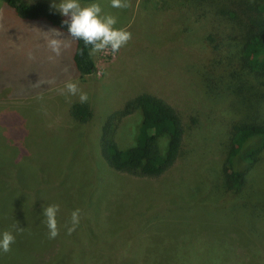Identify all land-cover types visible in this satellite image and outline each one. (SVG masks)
<instances>
[{"label": "rangeland", "instance_id": "1", "mask_svg": "<svg viewBox=\"0 0 264 264\" xmlns=\"http://www.w3.org/2000/svg\"><path fill=\"white\" fill-rule=\"evenodd\" d=\"M240 1L130 0L116 9L79 0L99 3L132 34L118 52L91 54L95 71L81 75L67 30L44 18L42 30H26L35 19L0 0V234L15 237L0 264H157L164 255L170 264H264V145L240 191L224 188L221 172L232 125L264 124V77L237 60L246 8L256 4ZM51 28L68 43L58 57L43 32ZM69 80L89 95L83 122L70 114L78 96L59 91ZM143 92L172 106L183 126L178 156L157 176L114 170L100 152L106 122L119 147L133 143L138 111L121 112ZM52 203L55 239L42 213Z\"/></svg>", "mask_w": 264, "mask_h": 264}, {"label": "trees", "instance_id": "2", "mask_svg": "<svg viewBox=\"0 0 264 264\" xmlns=\"http://www.w3.org/2000/svg\"><path fill=\"white\" fill-rule=\"evenodd\" d=\"M20 17L27 19L44 18L59 29L67 30L62 24L66 19L42 1L28 3L25 0H1ZM247 6V28L240 37L239 60L244 71L251 76L264 77V18L254 14L264 12V5ZM264 2V0H262ZM247 1L241 0L244 4ZM250 4V3H249ZM258 7V8H257ZM257 11V12H256ZM258 15V14H257ZM72 62L78 74H91L95 64L91 57V46L82 40H73ZM137 110L139 120L133 143L119 147L111 137L107 122L101 127L100 152L108 166L117 171H127L139 176H157L167 169L179 154L183 137V126L176 111L160 97L150 93H138L124 104L121 113ZM70 114L79 121H85L90 111L84 103L76 102L70 107ZM164 137V139H163ZM163 140L159 144L160 140ZM264 145V124L239 122L232 125L229 149L222 165L223 186L240 191L245 184L247 172L256 161ZM166 263L169 255L160 256ZM177 264V262H174Z\"/></svg>", "mask_w": 264, "mask_h": 264}, {"label": "clouds", "instance_id": "3", "mask_svg": "<svg viewBox=\"0 0 264 264\" xmlns=\"http://www.w3.org/2000/svg\"><path fill=\"white\" fill-rule=\"evenodd\" d=\"M110 6L116 9H127L131 7V2L130 0H110ZM51 7L66 18L62 24L67 25L68 36L73 40H82L86 47L91 46L90 55L106 48H110L114 53L118 52L132 38L129 31L115 27L117 18L111 14H103L99 3L81 5L79 0H58V2H53ZM43 32L46 34L47 47L55 56H60L62 48L68 47V43L63 40V33L56 28ZM27 56L29 60L36 59L32 51H28ZM42 83L47 82L38 81L36 86L39 87ZM59 91L67 96H78L80 103H86L89 100L88 93L80 89L78 81H67ZM37 99L42 100L43 97L38 96ZM59 211L60 205L57 203L43 207L42 213L45 217L44 223L48 229L49 239H55L60 233L57 221ZM80 219L81 210L77 208L71 212L70 224L65 225L69 235L75 231ZM15 227L19 232L24 231V228L18 227V223ZM14 242L15 237L12 232L4 231L0 234V251L10 252Z\"/></svg>", "mask_w": 264, "mask_h": 264}, {"label": "crops", "instance_id": "4", "mask_svg": "<svg viewBox=\"0 0 264 264\" xmlns=\"http://www.w3.org/2000/svg\"><path fill=\"white\" fill-rule=\"evenodd\" d=\"M38 19H35V22H26L25 23V27H26V30H29V28L31 27V23H34V27H35V31L37 32L38 30H42L43 29V26L42 25H37L36 21ZM29 23V24H28Z\"/></svg>", "mask_w": 264, "mask_h": 264}]
</instances>
